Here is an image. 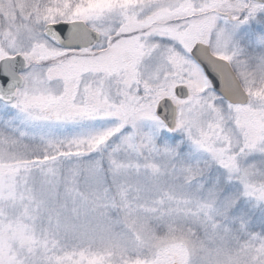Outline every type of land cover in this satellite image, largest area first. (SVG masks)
<instances>
[{"label": "snow or ice", "instance_id": "6c2138e0", "mask_svg": "<svg viewBox=\"0 0 264 264\" xmlns=\"http://www.w3.org/2000/svg\"><path fill=\"white\" fill-rule=\"evenodd\" d=\"M0 264H264V0H0Z\"/></svg>", "mask_w": 264, "mask_h": 264}]
</instances>
